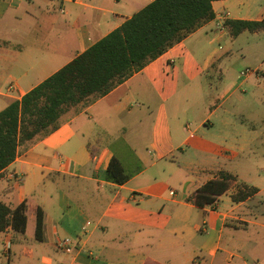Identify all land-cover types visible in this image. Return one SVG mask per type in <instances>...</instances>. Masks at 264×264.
<instances>
[{
    "label": "crops",
    "instance_id": "0c3cea01",
    "mask_svg": "<svg viewBox=\"0 0 264 264\" xmlns=\"http://www.w3.org/2000/svg\"><path fill=\"white\" fill-rule=\"evenodd\" d=\"M153 1L0 0V112ZM257 3L213 2L212 20L19 148L0 202L25 204L27 227L0 233V264H264V178L249 176L264 157V29L227 25L264 23ZM221 172L235 181L213 205L190 201ZM241 186L257 193L234 202Z\"/></svg>",
    "mask_w": 264,
    "mask_h": 264
},
{
    "label": "trees",
    "instance_id": "16d2710c",
    "mask_svg": "<svg viewBox=\"0 0 264 264\" xmlns=\"http://www.w3.org/2000/svg\"><path fill=\"white\" fill-rule=\"evenodd\" d=\"M219 0H154L123 25L76 57L61 70L14 101L0 112V174L16 159L19 148L38 136H46L60 126V119L71 107L92 95L104 96L135 72L158 59L203 23L214 18L212 4ZM234 36L244 31L264 29L263 22L229 20ZM108 178L122 185L128 179L117 159H112ZM235 181L221 172L196 191L190 201L200 208L213 205ZM257 193L256 188L241 186L232 195L242 202ZM27 227L26 205L10 209L0 202V233L12 229L24 234ZM43 213L37 215L36 238L42 239Z\"/></svg>",
    "mask_w": 264,
    "mask_h": 264
},
{
    "label": "rangeland",
    "instance_id": "374dc122",
    "mask_svg": "<svg viewBox=\"0 0 264 264\" xmlns=\"http://www.w3.org/2000/svg\"><path fill=\"white\" fill-rule=\"evenodd\" d=\"M84 1H86L88 3L96 4L97 6H99L101 4V2H103V0H84ZM257 1H258V3H257L258 6L264 5V0H257ZM255 127L257 129L263 128V126L261 124H259L258 122H256ZM262 153H264V152H262ZM260 154H261V151L255 153L256 158L254 160V166L249 171V176L251 179L255 178V175L257 177L264 178V157L260 156ZM235 170H237V169H234L233 171H235Z\"/></svg>",
    "mask_w": 264,
    "mask_h": 264
},
{
    "label": "built area",
    "instance_id": "2783aa9c",
    "mask_svg": "<svg viewBox=\"0 0 264 264\" xmlns=\"http://www.w3.org/2000/svg\"><path fill=\"white\" fill-rule=\"evenodd\" d=\"M227 15H228V13L225 14V16H227ZM248 72H250V70H246V71L243 73V75L247 74ZM10 246H11V244L8 243V245H7V247H6L7 251H9Z\"/></svg>",
    "mask_w": 264,
    "mask_h": 264
}]
</instances>
